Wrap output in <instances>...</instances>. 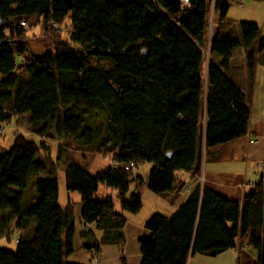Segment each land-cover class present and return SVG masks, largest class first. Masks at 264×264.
Masks as SVG:
<instances>
[{
	"label": "trees",
	"instance_id": "16d2710c",
	"mask_svg": "<svg viewBox=\"0 0 264 264\" xmlns=\"http://www.w3.org/2000/svg\"><path fill=\"white\" fill-rule=\"evenodd\" d=\"M228 3L175 0L171 10L163 8L165 0H1L0 124L27 114L28 132L41 140L15 133L0 150V212L11 213L16 232L14 250L0 247V264H73L65 261L73 250L70 202L59 206L55 175L34 158L41 141L53 142L57 153H97L112 163L88 174L62 159L63 189L78 195L82 233L100 234L83 244L87 252L96 254L102 243L121 245L126 215L141 203L137 191L127 193L128 183L140 185L133 170L148 163L145 187L151 193L171 191L175 171L189 172L197 184L170 214L153 213L144 221L138 264L211 257L235 237L246 239L255 264H264V181L239 204L198 182L206 149L247 133L254 60L264 57V35L241 20L238 43L251 49L245 55L247 87L227 78L229 55L221 48V72L202 83L204 48L212 54L226 32L220 24ZM209 10L217 21L211 31ZM31 16L41 22L42 50L25 55L21 22ZM90 20L97 23L91 30ZM64 21L61 38L56 30ZM93 113L101 115L103 127L88 125ZM49 129L66 149L47 135ZM100 186L114 191L117 211L110 194L97 196Z\"/></svg>",
	"mask_w": 264,
	"mask_h": 264
},
{
	"label": "crops",
	"instance_id": "0c3cea01",
	"mask_svg": "<svg viewBox=\"0 0 264 264\" xmlns=\"http://www.w3.org/2000/svg\"><path fill=\"white\" fill-rule=\"evenodd\" d=\"M239 48L240 50H243L241 46ZM245 51L248 52V49H245ZM241 52V61L242 64H244V54L243 51ZM247 52L245 53L247 54ZM243 69L245 70V64ZM245 104L249 111L247 133L243 136L206 149L201 164V185L215 191L217 194L228 200L235 201L237 204L241 202L242 198L247 193L252 191V185L259 182L260 173L257 166L262 162L264 163L263 87L257 89L256 87L255 89L251 88ZM27 117V114H22L13 120L16 124V121L21 118L28 119ZM26 126L28 127V125ZM26 126H24V129L15 127L12 132V140L17 130L18 133L21 131L28 132ZM40 140L41 139L37 137V142H40ZM53 144L54 143L52 142L51 145ZM57 149L55 148V156L57 154ZM45 152H47L45 156L46 161L48 162L47 164L51 166V170L48 168L46 170L48 173L55 175V170H52L55 169V165L52 164L53 162L50 161L48 156L49 150ZM40 153L41 149H39L34 156L35 160L39 162ZM66 153L65 158L67 160L74 162L88 174H94L112 166L111 161L107 157H102L97 153H85L72 150H68ZM59 168L62 170L61 165ZM173 176L174 188L171 191L159 194H151V192L148 194L143 192V189H145L144 182L146 181V177L143 179L140 176L141 183L138 186L134 185V181L129 182L132 187L130 192L137 191L139 196H141V207L137 212L126 215L125 223L121 229V245L102 243L98 246L96 254H94L92 250L87 252L83 247V244H91L94 239H99L100 234L97 230H93L92 234L94 236L82 233L78 220L80 207L78 204V195L77 197L72 196L71 198L69 192H64V198L60 199L58 197L57 189V203L59 206L64 207L66 201L71 204L69 210L74 230L72 237L73 250L72 253L65 258V261L73 264H138L139 252L137 239L147 235V231L143 227L144 221L153 213L160 215L170 214L176 208L178 203L184 199L197 184V178H192L189 172L175 171ZM177 188L178 191H175ZM107 194L112 196L113 210L117 211L118 204L114 198V191L103 186L98 188L97 196L99 198H102ZM143 196L146 198L148 208L147 211L145 210L144 214H140ZM231 244L232 246L225 247L216 255L211 256L213 257L212 259H214L212 261L205 260L206 257L210 256L195 254L191 256L192 258L189 260L190 264H213V262L215 264H255L254 252L246 244V239L235 237L231 240ZM242 244L246 245L243 246Z\"/></svg>",
	"mask_w": 264,
	"mask_h": 264
},
{
	"label": "rangeland",
	"instance_id": "374dc122",
	"mask_svg": "<svg viewBox=\"0 0 264 264\" xmlns=\"http://www.w3.org/2000/svg\"><path fill=\"white\" fill-rule=\"evenodd\" d=\"M170 7L171 10L175 9V0H165V4L163 8ZM240 20H246L249 22H252L255 24L257 28V33L258 35H264V0H229L228 7L226 10V13L221 21L223 29V37L216 42V45L214 46L213 53L210 55L206 54V48H204V60H203V65H202V83L204 82V77H211L215 75L216 73H220V69L217 67V63L219 61V57L217 55V51L221 48L223 50H226L229 55V67L228 71L226 72V76L228 79H230L234 84H236L238 87H241V89H244L247 87L248 80L246 79V73L245 70L243 69L244 64H242L241 61V51H243L244 54V62H245V55L247 51L245 49H248L247 53L251 52V49L249 48H243V50H240V44L238 43L239 37L237 35V29L236 26L238 24V21ZM216 18L214 16V13L211 14L210 10L208 12V25L210 26V30L216 25ZM67 21H64L63 24L60 25L57 32L60 33L61 38H64L66 36V31H67ZM27 26L24 28L27 36V43L25 44V55H28L30 53L32 54H38L42 50V45H41V40L39 37L42 36L43 31L41 29V22L37 21L34 16H31V19L28 21L26 24ZM97 27L96 20H90L88 22V29L91 30L92 28ZM231 27V28H230ZM232 29V30H231ZM210 33V32H209ZM208 34V32H207ZM242 48V47H241ZM264 84V57L262 55L256 56L254 60V65H253V72H252V80H251V88L256 89L263 87ZM95 116L92 117V120L90 124L93 128L96 126L103 127V120L100 114L93 113ZM3 125L2 131L0 132V150L7 148L11 142H12V132L15 127H20V129H24V126L28 125V119L26 118H21L20 120L15 121L13 119L10 120L9 123L5 124H0ZM27 127V126H26ZM18 133V130L15 132ZM22 134L26 140L33 141L35 143L37 142V136L34 133L31 132H19ZM47 135L53 138V140L56 142H59L62 144L65 148V145L63 143V138H56L53 129H49L47 132ZM43 147L41 148V153L39 155L40 162L44 163L47 165V168L51 170V166L48 165L46 161V154L49 150L48 156L52 164L55 165V176L57 180V189H58V197L60 199L64 198V189H63V180H62V175H61V169L59 168L60 165L63 163V158L67 154L66 151L62 153H57L56 156H58L59 159L56 160L55 156V144H53L49 148V144L52 143L50 142L48 144L47 141H41ZM72 144H75L72 142ZM40 145V146H42ZM48 145V147H47ZM51 145V144H50ZM71 150V149H69ZM64 151V150H63ZM55 157V158H54ZM261 164V163H260ZM263 164V175L262 178L260 176L259 181L263 182L264 181V163ZM149 164L148 163H143L141 164L137 169L133 170L134 173L138 174L141 176L143 179H145L147 175V171L149 169ZM46 168V169H47ZM201 170V167H200ZM47 171V170H46ZM45 171V172H46ZM130 182V181H129ZM199 182V181H198ZM131 183L128 185L127 193H130L132 190V187L130 186ZM145 185V182H144ZM201 183H199V186ZM254 185H252L253 187ZM143 192H146L148 194L149 191L146 189H143ZM70 197L72 196L77 197L76 192H69ZM152 194V193H151ZM155 194V193H153ZM69 197V198H70ZM142 208H141V213L144 214L145 210L147 211L148 208V203L146 202V198L143 196L142 198ZM140 202H141V196H140ZM71 206V204H70ZM141 207V203H140ZM140 209V208H139ZM9 211H4L0 212V247L5 248L8 250H14L16 246V232H14V228L11 226V216H10ZM245 239V238H244ZM247 244V241H246ZM246 244H242L243 246ZM192 257H189L186 261L185 264H190V261ZM196 258V257H195ZM213 257H206L205 260H214L212 259ZM230 263V262H229ZM213 264H215L213 262Z\"/></svg>",
	"mask_w": 264,
	"mask_h": 264
},
{
	"label": "built area",
	"instance_id": "2783aa9c",
	"mask_svg": "<svg viewBox=\"0 0 264 264\" xmlns=\"http://www.w3.org/2000/svg\"><path fill=\"white\" fill-rule=\"evenodd\" d=\"M179 2H180V4H184L185 2H186V0H178ZM21 25L25 28L26 27V24L24 23V22H21ZM263 91H264V84H263ZM2 127H3V125H0V132L2 131L1 129H2ZM257 169H258V171H259V173H260V176H261V178H262V175H263V164L261 163V164H259L258 166H257ZM198 180H199V183H201V180H202V171L200 170V174H199V176H198Z\"/></svg>",
	"mask_w": 264,
	"mask_h": 264
},
{
	"label": "water",
	"instance_id": "95a60500",
	"mask_svg": "<svg viewBox=\"0 0 264 264\" xmlns=\"http://www.w3.org/2000/svg\"><path fill=\"white\" fill-rule=\"evenodd\" d=\"M0 2H1V0H0ZM5 23H4V21H3V19L0 17V31L2 30V29H4L5 28ZM1 43H2V41L0 40V45H1Z\"/></svg>",
	"mask_w": 264,
	"mask_h": 264
}]
</instances>
